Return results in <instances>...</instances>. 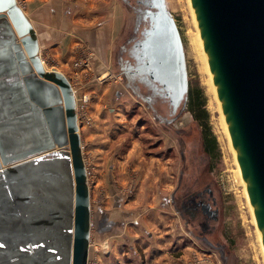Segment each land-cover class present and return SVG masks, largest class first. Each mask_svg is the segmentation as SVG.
I'll list each match as a JSON object with an SVG mask.
<instances>
[{
    "label": "water",
    "instance_id": "water-1",
    "mask_svg": "<svg viewBox=\"0 0 264 264\" xmlns=\"http://www.w3.org/2000/svg\"><path fill=\"white\" fill-rule=\"evenodd\" d=\"M264 239V0H192ZM135 47L175 111L188 95L183 41L166 0ZM77 101L47 71L18 0H0V264H89L92 202ZM58 150V151H57Z\"/></svg>",
    "mask_w": 264,
    "mask_h": 264
},
{
    "label": "rangeland",
    "instance_id": "rangeland-1",
    "mask_svg": "<svg viewBox=\"0 0 264 264\" xmlns=\"http://www.w3.org/2000/svg\"><path fill=\"white\" fill-rule=\"evenodd\" d=\"M50 1L62 8L57 6L59 0ZM69 1L63 7L69 8L70 12L63 16L67 32L74 26V17L80 15L72 7L77 0ZM96 2L101 7L99 13L106 15L110 9L118 8L123 21L122 37L114 44L108 61L111 70L95 76L98 50L100 48L103 54L106 49L90 38L88 21L81 34H69L68 39H74V47L69 64L71 74L66 75L77 96L82 149L91 189L94 245L91 243L89 263L105 264L111 260L109 264H264L257 227L229 148L208 71L201 59L191 54L188 37L199 33L192 2L166 0L183 41L189 85L185 103L170 124L156 118L158 114L168 117V109L163 104L152 110L129 92L118 97L117 92L125 91L117 61L119 45L133 30L134 16L122 0ZM18 3L39 34L51 28L48 22L52 17L47 18L45 8L34 6L33 0H18ZM51 48L43 45L41 49L46 65L51 70L66 67L57 54H52ZM81 58L87 59L89 67H75V62ZM101 62L103 67L104 62ZM105 75L106 79H103ZM93 83L107 86L103 99L96 95L98 90H94ZM103 159L115 165L118 163L120 168L124 164L128 174L126 184H120L115 173V177L111 174L110 182L107 180L102 184L99 181ZM106 170L107 167L103 172ZM182 181L200 189L213 185L220 213L216 232L211 238L213 246L199 241L186 227L180 213L168 205ZM140 187L143 192H139ZM117 194L123 203L120 214L125 222L129 221L131 237L128 238L131 241H127L118 255L111 249L113 255L110 253L112 256L105 258L103 250L107 251L108 247L102 250L99 244L105 237L99 231L100 211L107 207L113 210Z\"/></svg>",
    "mask_w": 264,
    "mask_h": 264
},
{
    "label": "crops",
    "instance_id": "crops-1",
    "mask_svg": "<svg viewBox=\"0 0 264 264\" xmlns=\"http://www.w3.org/2000/svg\"><path fill=\"white\" fill-rule=\"evenodd\" d=\"M66 1L71 2L69 0H59L60 4L58 3L57 6H61L62 8L65 7L64 3ZM49 4H51L50 0H33L34 6L38 5L40 6V9L45 8L44 12L46 13L47 18L48 16L52 17V21L48 22V26H50L51 28H49L48 31H46L45 33L39 34V38H40L41 49L43 48V45L45 48L46 46L50 48L53 47L51 48L52 54L53 55L57 54L59 56L58 58L60 60H63V62L65 63L66 67L61 68L62 71L61 69L55 68L56 71H60L65 75L69 73L71 74L70 72L71 68L69 64H70V60L73 59V55L71 54H72V49L74 47V39L73 38L68 39V37H69L70 32L76 33V34H79L80 32L81 34L82 30L84 28H87L86 22L88 21H90V30H88L89 31L88 34L90 38L96 39L95 40L96 43H98V45L102 44L106 49V53H103L105 54L103 55L102 52L100 51V48L98 50V47H96V49L99 52H98V58L96 60L97 62L96 66L94 65V70L96 72L95 76H98L99 74L104 73L108 69L111 70L108 65V61L111 60L113 46L116 42L120 41V38L122 37V30H123L122 28L123 21H122V17L120 16V12L118 8L110 9L106 15V13H99V10L101 7H99L96 0H91L90 2L88 0H77V2L73 4L70 3L72 4V7L75 9L74 10L75 13L79 12L80 15L76 16L77 18L74 17V20H73V23L75 22L73 24L74 26L72 30H70V32H67V25L65 24V20L63 19V16L64 15L67 16V14H70L69 8L68 9L57 8L56 4L54 3H52L51 5ZM61 16H62V19H60ZM55 19L57 20L56 22L54 21ZM101 61L104 62L103 67L101 66V63H102ZM48 69L51 70V68L49 67ZM106 75L104 76L105 78L103 79H106ZM98 84L99 83H96V84L93 83L92 86L95 88L94 89L95 91L98 90L96 95L101 100L106 95V91L108 89H107V86L104 87V85H102L103 87L102 86L100 87V85ZM117 95L118 97L120 96L119 92H117ZM114 99L115 98H113V100ZM99 110L102 113L104 112L103 109H99ZM106 167H107V170L104 173L103 170H105ZM2 168L4 167L0 164V170ZM100 170L101 171H99L98 176H99V181L102 184L106 182L107 180L108 182H110L111 176H112L111 174H113L114 176V173L117 174L119 178L118 181L120 184L127 183L128 174L125 171L124 164H123V167L120 168L118 163H116L115 165L103 159V164L100 167ZM139 192H143L142 187L139 188ZM115 197L116 198L113 203L114 204L113 210L107 207L106 209L104 210L102 209L100 211L101 219H100L99 231L100 233H102V235H105V237L103 238V240L101 241L99 240L100 242L99 244L101 245L102 250L108 247L107 251L103 250L105 258H110V256H112L114 252L116 255H118V252L123 249V246L127 244V241L128 240L131 241V239L128 238V237H131V233L130 235L128 233V226H127L129 221L125 222L124 218L120 214V212L122 211V206H123L121 197L119 196V194H117V196ZM110 233H112L111 236H109ZM93 242H94L93 239H91V243ZM90 248L92 249V245ZM111 249H114L113 253ZM110 253H112V255ZM109 261H107V263Z\"/></svg>",
    "mask_w": 264,
    "mask_h": 264
},
{
    "label": "flooded vegetation",
    "instance_id": "flooded-vegetation-1",
    "mask_svg": "<svg viewBox=\"0 0 264 264\" xmlns=\"http://www.w3.org/2000/svg\"><path fill=\"white\" fill-rule=\"evenodd\" d=\"M129 7L134 16V28L130 35H126L124 43L119 45L118 65L121 69L119 76L122 77L123 89L119 95L127 92L143 101L146 106L156 110L157 105H164L168 109V117L159 114L156 118L171 123L179 114L181 108L175 111L168 92L153 79L148 71H141V50L135 47L144 39V32L149 28V4L152 0H122ZM163 111L162 108L159 109ZM183 182V181H182ZM173 193L168 205L173 206L183 218L186 227L197 237L199 241L213 246L212 237L216 232V224L220 213L217 206V199L213 190V185L205 189L192 187L186 183H181ZM181 190V191H180ZM178 191H180L178 193ZM179 197L177 198V195ZM221 254H223L221 252Z\"/></svg>",
    "mask_w": 264,
    "mask_h": 264
},
{
    "label": "bare ground",
    "instance_id": "bare-ground-1",
    "mask_svg": "<svg viewBox=\"0 0 264 264\" xmlns=\"http://www.w3.org/2000/svg\"><path fill=\"white\" fill-rule=\"evenodd\" d=\"M190 2H192V0H190ZM24 12H25V10H24ZM193 14L195 16L196 24H198L194 8H193ZM198 30H199V33H197V35L192 34V35H189V37H188L190 42H191L190 43L191 44V54L192 55H196L199 59H201V61L203 62L204 66L206 67V69L208 71L211 87H212V90H213V93H214V97L216 99L219 111L221 113L222 122H223V125H224L226 136L228 138L229 148H230V150L232 152L234 160L236 161L240 177H241V179L243 181V185H244V188H245L244 190L246 192V197H247L249 205H250L249 207L251 208V211H252V217H253L254 223H255V225L257 227L256 228L257 231H258L257 233L259 234V238H260V241H261V246H262L263 253H264V239H263L262 233H261L260 228H259V224H258L257 217H256V214H255V210H254V207H253V204H252V201H251V197H250V194H249V191H248V188H247V184H246L245 177H244V174H243V171H242V168H241V164H240V161H239V158H238V154H237V151H236V148H235V145H234L231 133H230L229 125H228V122H227V119H226V116H225V113H224V110H223V106H222V103H221V100H220V97H219V93H218L217 86H216V83H215V79H214V76H213V73H212V70H211V66H210L208 55H207V52H206V49H205V46H204V42H203V38H202V35H201V32H200L199 25H198ZM41 59H42V61L44 63L45 69L47 71H52V70L48 69V67L46 65V62H45V60L43 59L42 56H41ZM75 97H76V101H77V96L75 95ZM78 123H79V121H78ZM0 164L5 168V166L2 163H0ZM4 168H2V169H4ZM92 226H93V215H92ZM90 253H91V250H90Z\"/></svg>",
    "mask_w": 264,
    "mask_h": 264
},
{
    "label": "built area",
    "instance_id": "built-area-1",
    "mask_svg": "<svg viewBox=\"0 0 264 264\" xmlns=\"http://www.w3.org/2000/svg\"><path fill=\"white\" fill-rule=\"evenodd\" d=\"M75 67L78 69V68H82V67H89V62L87 61V59H79V61H76L75 62ZM85 100H87V97H85ZM90 264V263H89Z\"/></svg>",
    "mask_w": 264,
    "mask_h": 264
}]
</instances>
